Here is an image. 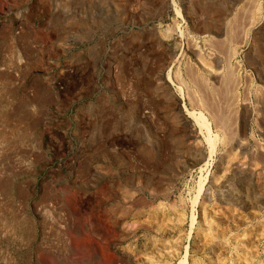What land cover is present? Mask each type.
I'll list each match as a JSON object with an SVG mask.
<instances>
[{
    "label": "rangeland",
    "instance_id": "obj_1",
    "mask_svg": "<svg viewBox=\"0 0 264 264\" xmlns=\"http://www.w3.org/2000/svg\"><path fill=\"white\" fill-rule=\"evenodd\" d=\"M0 264H264V0H0Z\"/></svg>",
    "mask_w": 264,
    "mask_h": 264
},
{
    "label": "bare ground",
    "instance_id": "obj_2",
    "mask_svg": "<svg viewBox=\"0 0 264 264\" xmlns=\"http://www.w3.org/2000/svg\"><path fill=\"white\" fill-rule=\"evenodd\" d=\"M177 12L180 14V9L177 7ZM235 22V21H234ZM232 26V25H231ZM235 28V27H234ZM235 30H233V28L232 27H230L229 28V34L228 33H226L227 34V37H224V39H219V41L217 40V42L216 43H218V44H224L225 45V40L226 39H232V36L233 37H235L234 36V34H235V32H234ZM235 39V38H234ZM224 41V42H223ZM230 41V40H229ZM226 43H227V41H226ZM230 43V42H229ZM224 45H222L223 47H224ZM227 46V45H226ZM229 47V46H228ZM235 48V47H234ZM230 50V49H229ZM228 50V51H229ZM234 51H236L235 49H233ZM233 52V51H232ZM229 53V52H228ZM232 54V53H231ZM231 56V55H230ZM228 57V56H227ZM234 57V56H233ZM232 57V58H233ZM231 61V60H230ZM228 64V63H227ZM229 67H230V65H229ZM231 68V67H230ZM223 71V70H222ZM234 71V70H233ZM233 71H230V69H228V71H227V73L225 72L223 75H221V76H223L224 78H223V80H229V77L231 76V72H233ZM224 72V71H223ZM194 73V72H193ZM219 73H221V72H219ZM234 73V72H233ZM191 74V75H190ZM190 74H188V75H190L191 77H192V79L194 80L193 82H194V84H197L198 85V83H197V80H195L196 78H195V76L191 73V70H190ZM168 77L169 78H171V75H170V72H168ZM197 76V75H196ZM235 76V75H234ZM231 78V77H230ZM198 79V78H197ZM235 79H236V77H235ZM240 79V78H239ZM230 81V80H229ZM232 81V80H231ZM202 83V82H201ZM227 83V82H226ZM231 83V82H230ZM199 88H200V86H199ZM206 88V87H205ZM203 89V88H202ZM180 90H182V88L180 87ZM218 92V91H217ZM203 103H206V102H203ZM206 105V104H205ZM209 106V105H208ZM207 107V106H206ZM214 107V106H213ZM212 107V108H213ZM184 109L186 110V112L188 113V114H190L192 117H193V119H194V123L196 124V125H199L200 126V130L201 129H203V128H205V129H207V131H208V136L206 137V140H207V142H208V144H209V146H210V154H212L213 153V151H214V148H215V141H216V139L210 134V128H209V125H210V123H209V120L207 119V117L205 116V114L203 113V112H196L195 110H190V109H187L185 106H184ZM211 112H213L212 110H210ZM215 111V110H214ZM224 112V111H223ZM214 113V112H213ZM219 113V112H218ZM213 115V114H212ZM213 117H215V121H220L221 123H223V124H226L225 122V120L226 119H224L225 117H223V116H221V114L219 113V114H215ZM224 126V125H223ZM224 139V138H223ZM205 182H206V178H201V180H200V182H199V187H198V192L200 193V192H202L203 191V189H204V186H205ZM197 199V198H196ZM194 203H196V201L194 202ZM194 221V215H193V218H192V222Z\"/></svg>",
    "mask_w": 264,
    "mask_h": 264
}]
</instances>
